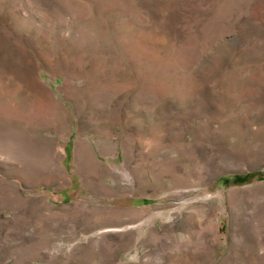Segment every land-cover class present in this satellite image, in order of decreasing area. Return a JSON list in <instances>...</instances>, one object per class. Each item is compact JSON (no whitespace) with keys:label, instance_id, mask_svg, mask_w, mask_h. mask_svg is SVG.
<instances>
[{"label":"rangeland","instance_id":"374dc122","mask_svg":"<svg viewBox=\"0 0 264 264\" xmlns=\"http://www.w3.org/2000/svg\"><path fill=\"white\" fill-rule=\"evenodd\" d=\"M0 264H264V0H0Z\"/></svg>","mask_w":264,"mask_h":264}]
</instances>
